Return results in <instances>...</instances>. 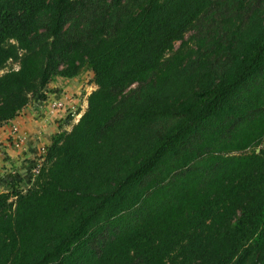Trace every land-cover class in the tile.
<instances>
[{
    "label": "trees",
    "instance_id": "1",
    "mask_svg": "<svg viewBox=\"0 0 264 264\" xmlns=\"http://www.w3.org/2000/svg\"><path fill=\"white\" fill-rule=\"evenodd\" d=\"M85 70L0 264H264V0H0V126Z\"/></svg>",
    "mask_w": 264,
    "mask_h": 264
},
{
    "label": "crops",
    "instance_id": "2",
    "mask_svg": "<svg viewBox=\"0 0 264 264\" xmlns=\"http://www.w3.org/2000/svg\"><path fill=\"white\" fill-rule=\"evenodd\" d=\"M55 89H57L55 90V92L61 94V90H59L58 88ZM63 94L65 98V93L63 92ZM44 96L45 94L43 95V99L41 101H34L33 103H31L19 114V116L15 120L9 122L8 124L0 126V156H4L6 154L9 156H14L15 160L7 159L5 160L6 163H8L10 167H12V165L20 167L17 168L18 170H21L23 169V167H25L26 170H29L27 173H31L30 168L34 165L36 166V163L39 160L38 157L43 158L44 153L43 151H40V148L43 147L44 150L48 149V147L51 145L52 137L59 133L61 130L71 131L72 127L78 123V121L88 108L87 99L86 105L82 107L83 110L78 114L79 117H77V119H75L74 115L72 116L73 113H68L66 116L64 114L48 115V113H46V108H44V104H46L45 99L47 98H45ZM74 96V94H71L67 97L74 98ZM76 101L77 100L75 98L72 103L75 104ZM70 108L74 109L72 104ZM72 112H76V110L74 109V111ZM15 130L22 137H24L23 135H25L27 138H29L30 143L26 148L27 152H17V154H15ZM28 157H31L30 160H28ZM24 159L28 160V162L24 161ZM25 162H27L28 164H26ZM15 177L17 178V183L20 182L23 178L21 176Z\"/></svg>",
    "mask_w": 264,
    "mask_h": 264
},
{
    "label": "rangeland",
    "instance_id": "3",
    "mask_svg": "<svg viewBox=\"0 0 264 264\" xmlns=\"http://www.w3.org/2000/svg\"><path fill=\"white\" fill-rule=\"evenodd\" d=\"M190 36V35H189ZM188 36V37H189ZM177 48L179 47V44H177L176 46ZM18 69L17 65H11L8 69ZM7 69V70H8ZM4 72H0V75H2ZM55 88H58L59 90H61V94L55 92ZM97 89V87L94 84L93 81V73L90 70H85L80 76H78L77 78L74 79H63V78H58L54 83L50 84L46 90L45 93V101L46 104H44V108H46V113H48V115H52V114H57V115H67L68 113H73V115H78L79 113H81V111L83 110L82 107L86 105V100L88 99V97L92 94V92H94ZM65 93V98H64V94ZM71 94H74V98H68L67 96H70ZM67 97V98H66ZM76 98V103L73 104L72 101L75 100ZM61 101L64 104V109L63 110H56L53 107L54 101L57 102ZM34 101H32L33 103ZM71 102V103H70ZM73 106V108L76 110V112H72L74 111V109L70 108V106ZM50 108V109H49ZM48 111V112H47ZM78 116L75 117V119H77ZM26 139L24 145L20 146V147H16L15 149V154H17V152H27L26 148L27 146H29V138H27L25 135H23ZM16 146V143H15ZM42 148V149H41ZM40 148V151L42 152L44 149L43 147ZM2 150V149H1ZM21 150V151H20ZM5 154V153H4ZM6 156V157H5ZM9 155H4V156H0V176H1V180H3L4 178L10 177V176H21L23 177L22 180L20 182H18V188L25 189L29 186L30 182L32 180L35 179L34 176V171H35V165L33 167L30 168L31 173H27L29 170L25 167H23V169L18 170L17 167L15 165H12V167H10V165L8 163H6L5 160H15L14 156H9ZM20 158V156H19ZM29 158V157H28ZM31 158V157H30ZM30 158L28 160H30ZM39 159V160H38ZM38 161H40L42 159V157H38ZM28 160L24 159V161ZM27 162H25L26 164H28ZM22 172V173H21ZM25 183H24V182ZM10 189H8L5 185H3L2 183H0V193H6L9 192Z\"/></svg>",
    "mask_w": 264,
    "mask_h": 264
},
{
    "label": "built area",
    "instance_id": "4",
    "mask_svg": "<svg viewBox=\"0 0 264 264\" xmlns=\"http://www.w3.org/2000/svg\"><path fill=\"white\" fill-rule=\"evenodd\" d=\"M53 107L56 110H63L64 109V104H63V102L57 100V102L54 101ZM72 116H73V114H72ZM74 117H76V115H74ZM14 137H15V140H16V147H20V146L24 145V143L26 141L25 137H22L20 134H18V132L16 130H15ZM45 151L46 150H43V153H45ZM42 161H43V158L36 163L34 176H36L39 173V168H40V165H41Z\"/></svg>",
    "mask_w": 264,
    "mask_h": 264
}]
</instances>
